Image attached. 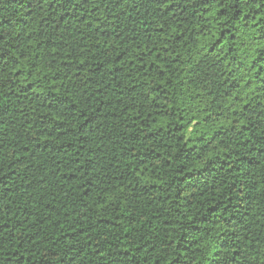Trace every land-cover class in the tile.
<instances>
[{
    "label": "trees",
    "instance_id": "obj_1",
    "mask_svg": "<svg viewBox=\"0 0 264 264\" xmlns=\"http://www.w3.org/2000/svg\"><path fill=\"white\" fill-rule=\"evenodd\" d=\"M0 264H264V0H0Z\"/></svg>",
    "mask_w": 264,
    "mask_h": 264
},
{
    "label": "snow or ice",
    "instance_id": "obj_2",
    "mask_svg": "<svg viewBox=\"0 0 264 264\" xmlns=\"http://www.w3.org/2000/svg\"><path fill=\"white\" fill-rule=\"evenodd\" d=\"M0 39H2V37H0ZM0 59H2V58H0Z\"/></svg>",
    "mask_w": 264,
    "mask_h": 264
}]
</instances>
